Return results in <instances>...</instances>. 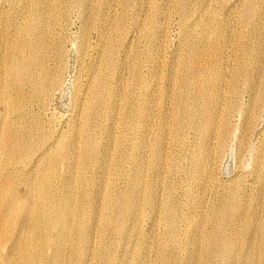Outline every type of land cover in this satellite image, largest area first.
I'll return each instance as SVG.
<instances>
[{"label": "bare ground", "instance_id": "obj_1", "mask_svg": "<svg viewBox=\"0 0 264 264\" xmlns=\"http://www.w3.org/2000/svg\"><path fill=\"white\" fill-rule=\"evenodd\" d=\"M62 1L63 0H53L52 1L54 3V9L52 8L53 6L51 7L54 10L53 14H51V13L49 14V12H48V9H50V8L48 7L49 2L47 0H26L24 2L25 3L24 7L26 8V11H22V12L28 13V16L30 18L29 19L27 18V20H25L26 19L25 18L24 22L17 25V27L15 24L16 32L15 31H14L15 33L13 32L14 36L12 35L13 37H11L12 39L10 40L11 41L10 45L12 48V51H11L12 55L10 53L12 59L11 58L10 59L12 60V62L10 64L8 63L9 66L5 65L6 68H8L9 76H10L8 81L5 78L7 69L5 68L4 65L0 66V169H1L0 170L1 171L0 172V249H1V247H4L6 244H8L7 247L9 248V250L4 253L5 258L8 261V264H93V263L94 264H112L111 263L112 259H111V255H110L111 254L110 253V251H111L110 241L107 240L108 233L112 232V233H114V235H117L116 237L119 236V237H122V239L125 238L126 240H128L130 238V235H131L130 233L132 232V231L130 232L129 229H132L133 231L136 232L135 229H138V227L140 226V222H141L143 212L147 213L146 211H144L145 207L150 208L148 215L150 217V220L152 221V227H154V223L159 218L158 214L156 212V206L161 204V203L165 204L166 213L164 216V222L166 225L167 233L169 234V237H171L172 239H175L177 237V230L179 229V228L177 229V223H176L177 214L180 211L176 214L175 211L173 210L174 208L171 207V203L172 204L175 203L174 201L176 198L174 195L172 196L171 192L170 193L167 192L168 197L164 198V199H166V200H164V202H162V200L159 199L160 198L159 195H161L163 192L162 190H165V189H161V188H162V186H164L166 184V179H167L166 176L165 177L160 176L161 171L164 172V169L166 170L165 165L169 164L170 169L166 170V172H169V174L171 176L174 174L184 175V174H187L186 173L187 170L195 169V174L192 177L195 185L196 186H199V185L201 186V184L204 185L206 182H204L203 179L209 180V178L212 175V171H213L214 164L216 162L217 157L222 154V152L225 148V144H226L227 139H229V137H231V135L233 134V132L231 131L232 128L230 126V119L232 118L231 116L234 113H237V114H240L241 118L243 119V124L241 125L240 134H239V142H238V144H239L238 147L240 150L239 155L240 154L243 155V151L246 148L248 137H250L249 135H251V133L254 129V124L260 115L263 116V121H264V69H261L258 72V74L260 76L259 80L257 83H254V80H253L254 74L250 73L251 72V60L250 59L252 58V56L249 55L250 50L248 48V46L254 47L255 44L256 45L257 44H263L264 45V0H237L236 1L235 5H238L237 7H239V10H238V14L236 16H234L235 17L234 20L236 23L240 22V27H242L241 25H244L246 32L243 33V32H241L242 30L239 31L240 29H242V28H240L238 30L239 32H235V38L232 37L231 40H233V46L235 48L234 51L237 52L239 57L237 58L236 65L234 67H231L230 64H228L229 63V61H228V63H226V66H225V71L223 70L222 65H224L223 62L225 61V56H224L225 51L224 50H228L229 45H230L226 41L227 40L226 36L228 33L225 34L228 27H227V29H225V26H226L224 23L225 20H222L221 18H217V17H219V16H217V13L220 14L221 16L222 15H224V16L228 15L229 16L233 10L231 9V6L229 5L230 7L224 6L223 10H220L218 8L220 10V12H217V10L215 8H212L210 6V3H211V2L209 3L210 0H197L199 5H200L201 11H199V9H198L197 11H199V13H195V15H194V13L191 10L190 13H193V15H192L193 18L187 19V25H189L190 27L198 28V29H196L198 34L197 33L196 34L198 35V38L200 37V42L197 41L198 43H196V41L194 40L195 43H194V41L190 43L191 40H188L187 35L189 36V34L191 32L190 31L188 32L187 30L182 32L184 37L180 42L182 44V47H184V46H186V47H184L182 54L179 53L180 55L178 54V56L174 58V60H175V64H173L174 67L171 66L172 68L170 71H168L167 76H166L167 80H169V82H171L169 84L168 88L177 93V99H176L177 102L174 100L176 102V104H174L176 110H174V111H176V112L174 114L175 119L173 120L176 122L175 125L177 126V128H176V133L172 138V141L174 143L175 142L178 143L182 140V137H184L183 132H184L186 126L182 122V120H183L182 118L184 117L185 114L188 115V118L191 120L190 121V122H192L191 128H193V131H194L195 136H196V141L193 142L194 144L191 145L192 149H191V151L188 152V158L189 159L187 158L188 161L187 162L185 161V163H187L186 165L188 168L183 169L182 166L180 167V165L178 164V156L166 154L168 151L165 152V150H167V149L164 150V147H163V142L165 139H164V135H163L162 131H161V133L159 132V135L154 136L155 139L153 138V140H151V133L153 131V125L151 123V120H153V117H154L153 114L155 113V111H157V107L159 108V106L157 105L156 100H155L156 101L155 102L153 99L152 100L150 99L151 101L149 102L148 99L150 98V96H149L150 94L153 95L158 91V84L156 81H158V76H159L158 75V72L160 70V69H158L159 63L156 64L155 66L153 64V68H152V75H153L152 78L153 79L152 80H155L153 83L154 84L153 87L151 86L152 88H151V90H149L150 89L149 88L148 89L149 91L148 90L143 91V92H145L144 93L145 100L141 104L140 110L138 111V116L142 120V124L139 125V127H136L135 124L137 122L135 124L133 123L134 119H132V116H131L132 113H131V110L129 108V105H130L129 104L126 106L125 111L127 113V116L124 119V128H125L126 132L123 135V138L121 140H116L117 137L115 138L110 134V130H109L110 128H108L107 122H106L104 127L102 126V123L105 122L107 119L109 120L108 122L111 123V121H110V118H111L110 117V110L112 108H114L113 107L114 102H112L110 100V95H111L110 94V87H111L110 86V84H111L110 78L111 77L109 75V73L111 71L110 69L111 68L114 69L117 73L116 77H118V79L121 82H123L121 80V78H122L121 76H124V75L123 74L121 75V73H123V71L124 72L126 71L127 73L130 74L131 77H134L135 72H133V71L136 70V67L140 64L139 58L142 55L146 56L147 59H149V60H153V62H154V59L157 58V57L154 58V55L150 52V51H152V49L149 50L145 46V51L144 52L141 51L142 53L139 54L135 58L136 59L135 63H132V62L130 63L131 58L136 56V52H134V49L132 48V46L135 44V41H132V42L127 43V45L124 44L122 50L119 51L121 53L118 52L120 54V57L119 58L117 57L118 59L116 61V51L118 49V46L120 47V44H119V42H120L119 37L120 36L119 35L124 33L123 32L124 26L122 24L123 22H121V19L119 17L116 18L117 19L116 23L113 21L115 25L113 26L112 29H111L112 26L110 27L111 31L106 30L104 28H99V29H101L100 30V33H101L100 40L101 41H100V43L96 42L97 45L95 47H93L95 45L94 44L92 46V49H91L92 50L91 52L94 53L95 56L96 55L99 56V59L90 58L88 56V59L90 58V68L89 69L86 68L89 70L87 75L85 76L86 82L82 87H80V89H77L75 87H74L75 89L73 88L75 91L74 93L76 94L77 98L80 99L81 107H79V109H77V110H79V113L76 114V116L73 119L68 118L69 119V121L67 122V126H68L67 128L68 129L66 128L67 129L65 131L66 134L60 137V135H61V133H60L57 138H53L54 136L53 137L50 136L49 135L50 133L48 130L45 131L38 125L37 122H39L41 124L40 120L35 121L36 122L35 126H33L34 124H32V123H31L32 127H27L28 125L23 126V124L25 122H27L26 121L27 118L31 116V110L35 104L37 105L36 107H38V109H40V110L46 109L47 101L50 100L51 96H53V93L55 92V90L58 89V86L62 81V80L60 81V79H61L60 76L63 73V72L61 73L62 64H61L60 56L62 57L63 53H61V54L59 53V48H60L59 39H60V37L57 39V35L59 36L61 34V32H59L58 31L59 29H58L57 31L60 34L55 33V34H57L56 38H53L49 34V32L52 33V31H49L50 29H48L49 28V22H51V20H54V22H53V23H55L54 25L59 26L61 18L63 16L64 17L66 16L65 12H64V8L61 7V5L63 4ZM106 1H107L106 2L107 6L110 7V4H112V3L110 2V0H106ZM142 1H145V0H142ZM194 1H196V0H194ZM214 1H217L220 3L223 0H214ZM9 2H12V1H9ZM64 2H66V1H64ZM97 2H98V0H97ZM119 2H117V3L119 4ZM160 2H157V3L159 4ZM176 2H178V1H176ZM185 2H186V0H185ZM212 2H213V0H212ZM70 3H71V1H70ZM138 3H140V0ZM189 3H191V2H189ZM131 4L133 5V2H131ZM11 5H13V4H11ZM73 5H74V3H73ZM76 5H78V4H76ZM126 5H127V2H126ZM126 5H124V6L126 7ZM142 5H143V3H142ZM191 5H192V3H191ZM85 6H87V4H85ZM102 6H103V2H102ZM128 6H127V8H128ZM197 6H198V4H197ZM218 6L220 7V5H218ZM108 7H107V9H108ZM116 7L119 8L120 6H116ZM141 7H143V6H141ZM94 8L95 7H93V9ZM118 8H116V9L118 10ZM159 8L160 7L157 8L156 6H153L152 9H153L154 14L155 13L158 14ZM21 9H23V8L21 7ZM68 9H71V7L70 8L68 7ZM140 9H142V8H140ZM152 9H150V10H152ZM90 10L91 9H89V11ZM173 10H174V6H173ZM182 10H183V12L181 11V13H186V14L189 13V11H188L189 8H184ZM235 10L236 9L234 8V11ZM15 11H17V10H15ZM69 11H71V10H69ZM96 11L97 10H95V12ZM138 11H137V13H138ZM95 12L93 11L94 14H95ZM140 12L142 13V11H140ZM146 12H148V11H146ZM110 13L105 14L106 16L103 15V17H105L103 19L108 20L107 22H110L112 19L111 15L113 13L112 14H110ZM116 13H117V11H116ZM132 13L134 15L136 12L135 13L132 12ZM159 13H161V11ZM130 14H131V12H130ZM147 14H149V13H147ZM118 15H120V14H118ZM135 15H137V14H135ZM21 16H24V15H21ZM68 16H69V14H68ZM88 16L90 17L89 14H88ZM88 16L86 15L84 18V21L86 22V24H85L86 29L83 27V29H85V31L83 30L82 35L80 34L82 41L80 39L81 42H80V46H79L78 50H79V53L81 54V57L83 55H84L83 57H85V55L87 54V53H85V50L88 47H86L87 43H85V40L87 39L86 38L87 31L89 30V27H90L91 23L93 22V21L91 22L90 19L93 17L97 18V17L93 16V14H92L93 17L89 18ZM168 16H169V13H168ZM181 16L183 17V15H181ZM120 17H122V16H120ZM150 17H152L151 14H150ZM21 18H23V17H21ZM168 18H170V17H168ZM139 19H138V21H139ZM146 19H148L147 15H146ZM226 19H228V18H226ZM9 20H11V19H9ZM125 20H124V23H126ZM128 21H129V19H128ZM135 21H137V19H135ZM20 22L21 21H19L18 23H20ZM132 22H134V21H132ZM156 22H157V20H156ZM156 22H155V24H157ZM146 23H147V21L144 24H146ZM9 24H11V23H9ZM130 24L132 25V23H130ZM144 24H143V26H144ZM161 24H164V23H161ZM4 25H5V23H4ZM110 25L111 24H109V26ZM135 25H138V23ZM172 25H173V23H172ZM0 26H3V25H0ZM13 26H14V24H13ZM65 26L63 25V27H65ZM105 27H107V26H105ZM133 27H135V26H133ZM160 27H163V26H160ZM56 28H55V30H56ZM99 29H96V30H98V32H99ZM127 29L129 30V28H127ZM141 29H143V28H141ZM146 29H148V28H146ZM156 29H157V27H156ZM143 31H144V29H143ZM162 31H163V28L160 32L163 35ZM98 32H94V33H98ZM155 32H156V30H155ZM1 33H2V30H1ZM136 33H137V31H136ZM140 34H142V33H140ZM146 35L154 37L155 34L152 31L148 30V32L145 34V36ZM194 35H192V36H194ZM10 36H11V34H10ZM140 36H139V39H140ZM145 36H143V38ZM177 36H178V33H177ZM54 37H55V35H54ZM103 37H105V41H106V39L110 40V41H108L110 43H108V42H107L108 44L103 43L104 42V40L102 42ZM127 37H129L128 34H127ZM120 38H122V37H120ZM191 38H194V37H191ZM227 38H229V37H227ZM132 39H133V37H132ZM123 40H125V39H123ZM154 40L155 39H153V41ZM251 40H255V42H252ZM122 42H121V44H122ZM154 42H153V45H154ZM161 42H163V41L161 40ZM145 43H147V42H145ZM158 44H159V42H158ZM150 45H152V44H150ZM158 48H159V53H160L164 50V45L160 44ZM231 48H232V44H231ZM156 52H154V53L156 54ZM8 54H9V52H8ZM260 54H262V56H264V49L261 51ZM160 55H162V54H159L158 56H160ZM226 58L229 59V57H226ZM10 59H7V60L10 61ZM157 59H159V58H157ZM160 59H162V58H160ZM227 59H226V61H227ZM174 60H172V61H174ZM229 60H231V59H229ZM206 61H209V62H206ZM156 62H157V60H156ZM149 63H150V61H149ZM147 65H148V63H147ZM150 65H151V63H150ZM167 65H165V66H167ZM138 71H139V69H138ZM111 73H112V71H111ZM226 74H228V76H227V77H229L228 80H227V77L225 76ZM197 77L201 78V81L199 79V82H198ZM138 79H140V78H138ZM113 80H115V79H113ZM131 80H132V78H131ZM133 80H134V78H133ZM255 80H256V78H255ZM111 82H112V80H111ZM117 83L119 84V82H117ZM135 83H136V81H135ZM133 84L134 83H132V85ZM150 84H152L151 81H150ZM126 85L124 83V87H126ZM139 85H140V83H139ZM129 87H130V85H129ZM147 87H149V86H147ZM159 87L163 88V86H161V85ZM164 87H165V85H164ZM165 88H164V90H165ZM125 89H128V88H125ZM129 89L133 90V86H132V88H129ZM183 89L186 90L187 92H190V94L192 93V91H197V92L200 91L201 92V90H204V98H203L201 107L197 111L194 110L196 112L192 113V111L188 109L187 104L185 103L186 99H184L185 98L184 96H186V95H183V93H182ZM242 90H245L247 93L251 94V99H250L251 106L250 105L246 106L245 104H244L245 106H242L243 101L241 102V99H240L241 98L240 93H242L241 92ZM129 92H131V91H129ZM197 92H194V93H197ZM120 93H121V91H120ZM247 93H246V95H247ZM122 95H123V93H122ZM194 95H193V97H194ZM73 96H74V94H73ZM113 96H115V95H113ZM129 96H131V95L129 94ZM133 97H135V96H133ZM248 97H250V96H248ZM171 98H173V97H171ZM242 98H244V97H242ZM130 99H131V97H130ZM130 99H128V100L130 101ZM187 99H188V97H187ZM193 99H195V98H193ZM76 101H78V100H76ZM76 101H74V102H76ZM119 101H121V100H119ZM134 101H136V100H134ZM3 103L8 105L9 108H5V105ZM134 104H135V102H134ZM122 106H123V104H122ZM169 107H170V105H169ZM131 108H132V105H131ZM122 109H123V107H122ZM163 110H165V109H163ZM170 112H172V111H170ZM37 113H38V111H37ZM114 113H113V115H114ZM126 113H124V114H126ZM162 114H163V112H162ZM43 115H45V113ZM118 116H119V114H118ZM159 117H160V115H159ZM237 117L239 118V115H237ZM44 118H45V116H44ZM155 118H157V117H155ZM173 118L174 117H172V119ZM238 118H237V121H239ZM115 119H117V117ZM158 119H157V121H158ZM163 119H162V121H163ZM112 120H114V119H112ZM19 121H21V122L19 123ZM152 122L154 123V121H152ZM27 124H28V122H27ZM31 124H29V125H31ZM158 124H159V122H158ZM118 125H119V122H118ZM175 125H174V127H175ZM49 127H51V126H49ZM62 127H63V125H62ZM161 127H162V125H161ZM171 127L173 128V126H171ZM116 129L118 131V128H116ZM120 129H122V127ZM187 129H188V126H187ZM144 130L145 131L147 130V131L145 132ZM160 130H158V131H160ZM163 130H164L163 132L169 131L167 126H165ZM119 131H121V130H119ZM142 131H144V132H142ZM156 131H157V129H156ZM171 132L173 134V131H171ZM53 134H54V132H53ZM118 135H119V133H118ZM165 135H167V134H165ZM188 136H189V134H188ZM191 139H192V137H191ZM260 147H261L260 150H256L255 152L253 151V153H254L253 157L254 158H253V164H252V172H254L255 174L257 173L256 175L259 176V178L262 176L264 177V150H262L263 146H260ZM239 150H237V153ZM132 153H133V156H131ZM170 153H171V151H170ZM184 155H187V154L184 153ZM179 156H180V154H179ZM238 156H237V159H240V157L238 158ZM181 157H183V156H181ZM109 160H110V163H109ZM163 160H165L167 163H165ZM147 163H148V165H147ZM147 166H150V168L153 170V172H156L157 178L155 181L156 183L154 185H151L150 183L147 182V176H146L147 175L146 174ZM184 167H186V166H184ZM215 168H216V166H215ZM109 170L112 171L111 175H113V178H110L108 176L107 171L110 172ZM148 174H149V171H148ZM150 174H152V173H150ZM166 175H167V173H166ZM187 175H189V174H187ZM238 175H240V174H238ZM149 178L151 179V176ZM153 178L155 179V177H153ZM241 178H243V177H241ZM251 178H252V176H251ZM173 179H174V177H173ZM256 179H257V177H256ZM238 180L239 179H236L237 183L235 182L236 185H234V186H235V189L240 190V188H243V186L241 187L242 183H240L239 182L240 180L239 181ZM118 181L123 182L125 185H124V188L122 190H120L118 192L116 191L117 192L116 193L115 188L119 184V183L118 184L116 183ZM216 182H218V180ZM233 182L234 181L232 180L231 183H233ZM152 183H154V182H152ZM231 183H229V184H231ZM254 183H256V182H254ZM116 184H117V186H116ZM184 184H186V182ZM218 184H217V186L220 187V185H218ZM259 184H261V183H259ZM20 186L23 188V191H24L22 196H20L18 193V188L20 189ZM173 186H171V187H173ZM259 186L260 185H258V187ZM178 187H179V185H178ZM182 187H183V185H182ZM207 187H208V185H207ZM194 188H192V189H194ZM203 188H204V186H203ZM232 188H233V186H232ZM187 189H190V188H187ZM225 189L227 190V186ZM244 189H245V187H244ZM118 190H119V188H118ZM199 190H201V189H199ZM241 190H243V189H241ZM222 191H224V190H222ZM164 192H163V194H164ZM225 193H227V191H225ZM233 193H235V192H233ZM193 194H194V192H193ZM237 194H238V192H237ZM241 194H244V193H241ZM187 195H188V193H187ZM202 195H204V194L202 193ZM220 195H222V194H220ZM233 195H235V194H233ZM220 197H222V196H220ZM203 198H201V199H203ZM245 199L247 200V198H245ZM197 200H199V199H197ZM231 200H232V198H231ZM220 201H222V200H220ZM238 201H240V200H238ZM189 203H191V202H189ZM221 205H222V203H221ZM177 206L178 205H176V207ZM178 207H180V206H178ZM223 207H224V205H223ZM157 208H158V206H157ZM161 208H163V207H161ZM260 209H261V207H260ZM178 210H180V209H178ZM217 210H218V208H217ZM226 210H228V209H226ZM212 211H214V210H212ZM104 212L106 214H104ZM215 212H217V211H215ZM211 215H213V214L211 213ZM184 218L185 217H183V219ZM238 218H240V217H238ZM209 219L210 218H208V221H209ZM218 219H219V217H218ZM245 219H247V218L243 217L242 220L244 221ZM210 220H212V219H210ZM223 221H225V220H223ZM184 223H185V221H184ZM191 223L192 222L190 221L189 225ZM185 225H186V223H185ZM194 225H195V223H194ZM194 225L192 227L190 226L191 230H190L189 238H190V240L192 239V240L196 241L199 238L197 235L198 234V230H197L198 228L197 227L194 228ZM223 225H225V222H223ZM210 226L214 232V230L217 226L214 228V226H215L214 223L211 224ZM219 228H220V226H219ZM261 229H262V227H261ZM223 231H225V230H223ZM258 232H260V231H258ZM229 234L231 235L232 233H229ZM136 235H139V234L136 233ZM221 235H222V232H221ZM223 236H222V238H224ZM231 236H233V235H231ZM211 237H212V235H211ZM225 239H226V236H225ZM227 240L228 239H226L225 241H227ZM242 240H243V238L240 239V241H242ZM194 241H193V244H194ZM244 241L245 240H243L242 242L244 243ZM261 241H262V239L260 240V242ZM202 242L203 241H201V243ZM204 242H205V240H204ZM220 242L222 244H224L223 239H220L219 236L214 238L213 243L209 249L210 253L220 256V252H222L226 257L227 255L229 256L230 254H235V253H233L235 251V252L241 253L240 256L247 261L246 264H264V257H263V255L260 256V254H259V257L261 259V263L259 261L255 262V260H254L255 258L252 255V251H251L250 247L248 249L249 252H248V250H245V248L244 249L241 248L242 245L240 248L243 250H239L240 248H238V250H235V247L233 244L234 241L232 239H229L227 241V243L224 244L225 248L221 249V251H220V248H221L220 246H222V245H220ZM247 242H248V240H247ZM129 244H128V246H129ZM250 244H248V245H250ZM135 245H137V246H132L130 249V251H131L130 253L132 255L131 257H133L136 260L139 259L140 263H141V260L143 261V258H144L143 257V251L140 250L141 247H138L139 246L138 244L135 243ZM206 245H208V244H206ZM251 246H253V245L251 244ZM46 248L49 249L48 250V251H50V253L48 252L49 254L45 253ZM222 248H223V246H222ZM262 248L264 250V244H262ZM112 250H113V248H112ZM125 251H126V249H125ZM160 252L163 254V256L165 258H172L173 259L176 257L175 254H173L172 251H168L164 245H161ZM5 258L0 253V264H6ZM193 258H195V257H193ZM238 261H240V260H238ZM229 262H231V261L229 260ZM240 263L241 262H239V264Z\"/></svg>", "mask_w": 264, "mask_h": 264}, {"label": "rangeland", "instance_id": "obj_2", "mask_svg": "<svg viewBox=\"0 0 264 264\" xmlns=\"http://www.w3.org/2000/svg\"><path fill=\"white\" fill-rule=\"evenodd\" d=\"M9 1H12V2H9ZM0 0V25H3V26H0V66L1 65H6V66H9V64L12 62V58H11V55H12V48H11V37L14 36V33L16 32V27L17 25L21 24L24 22V19L27 20V18L29 19L30 17L28 16V13L26 12H22V11H26V8L24 7L25 6V1L26 0ZM49 2V8L48 9V12L49 14H53L54 12V3L52 2L53 0H47ZM66 1V2H64ZM71 1V3H70ZM73 1V2H72ZM75 1V2H74ZM92 1V2H91ZM105 1V2H104ZM110 0V2L112 4H110V7L107 6V1L106 0H63L62 1V5L61 7L64 8V12H65V17L63 16L60 20V23H59V26H56L54 25L55 23L54 20H51V22H49V28L50 29L49 31H52L49 32L50 36L53 37V38H56V35L55 33H58L60 34L59 32H61V36L57 35V39L60 37L59 41H60V48H59V53H63L62 54V57L60 56V59H61V64H62V68H61V73L62 75L60 76V81L61 83L59 84L58 86V91L55 90V92L53 93V96H51L50 100L47 101V107L46 109H43V110H40L38 109V107H36L37 105L35 104L33 107H32V110H31V116L27 118V122H25L23 124V126H27V127H32V124H34L33 126H35V121L36 120H40L41 121V124L39 122L38 125L45 131H49V135L50 136H54L53 138H57L59 136V134L61 133L60 137L65 135L66 134V130L68 129L67 127V122L69 121V119H73L76 114L79 113V107H81V103H80V99L77 98L76 94L74 93V89L77 88V89H80V87H82L85 82H86V79H85V76L87 75L88 73V69L90 68V58H94V59H99V56H95L94 53H92L91 49H92V46L95 47L97 43H100V36H101V33H100V30L99 28H104L106 30H110L113 28V26L115 25L114 22L116 23V18L119 17L121 19V22H123V26H124V33L120 34L119 36L122 37L120 38L119 37V44H120V47L118 46V49L116 51V61L117 59L120 57V54L124 46L127 45V43L129 42H132V41H135V44L132 46V48L134 49V52H136V56H134L133 58H131L130 60V63H135L136 61V57L141 54L142 52L145 51V46L147 49L151 50L150 51L153 55H154V58L157 57L159 59H154V62L153 60H149L147 59L146 56L142 55L139 59V65L136 67V70H134L133 72L134 73V77H131L129 73H127L126 71L123 73H121V75L123 74L124 76H121V80L123 82H121L118 77H116L117 73L114 69H110L112 71H110L109 75H110V100L112 102H114V108H112L110 110V122H108L109 120L107 119L105 122L102 123V126L104 127L106 122H107V126L108 128H110V134L113 136V137H117L116 140H121L123 138V135L125 134L126 130L124 128V119L126 118L127 116V113H126V106L129 105V108L131 110V116H132V119L133 120V123L135 124L136 127H139V125L142 124V120L139 118L138 116V111L140 110V107H141V104L144 102L145 100V97H144V93L143 91H146L148 90H151V88L153 87V83L155 80H152L153 78V75H152V68H153V64L154 66L156 64H158V69L159 72H158V81L157 84H158V91L153 94V95H149L150 98L148 99L149 102L153 99L154 101L156 100L157 101V105L159 106V108L157 107V111H155V113L153 114L154 117H153V120H151V123L153 125V131L151 133V140H153V138L155 139L154 136L156 135H159V132L163 133L164 135V142H163V147H164V150L165 152L168 151L166 154H169V155H176L178 156V164L180 165V167L182 166L183 169L185 168H188L187 167V163H185V161L187 162L188 161V152L191 151L192 149V146L196 141V136H195V133L193 131V128H191V125H192V122H190L191 120L188 118V115H184V117L182 118V122L184 123V125L186 126L184 132H183V136L182 137V140L178 143H174L172 141V138L173 136L175 135L176 133V128L177 126L175 125L176 122L173 121L175 119V112L174 110L175 109V105L176 102H177V93L171 89H169V84L171 82H169V80H167V73L168 71L171 70V66L174 67L173 64H175V60L174 58L178 56V54H182L183 53V49L184 47H182V44H181V40L183 39V33L185 30H187L188 32L190 31L191 33L189 34V36L187 35L188 37V40H191V42H193L194 40L196 41V43H198L197 41L200 42V37L198 38V33H197V30L198 28L196 27H190L189 25H187V19H192L193 18V13L195 15V13H199L200 10V5L198 3V1H194V0H145V1H142L140 0V3L139 0ZM125 3H124V2ZM160 2L159 4L156 2ZM178 1V2H176ZM184 1V2H183ZM192 3H189V2ZM236 1L237 0H223L221 1L220 3L217 2V1H214L212 2V0L209 1L210 3V6L212 8H215L217 10V12H220V10H223L224 6H231V9L233 10L232 13L228 16H224V15H220L217 13V18H221L222 20H225V29H228L226 30L225 34H227L226 36V41L228 42L229 45V49L228 50H224L225 51V61L223 62L224 65H222L223 67V70L225 71V66H226V63H229L231 67H234L236 65V62H237V58L239 57V55L237 54L236 51H234V46H233V40L232 37L235 38V32H243L245 33L246 30H245V27L244 25H241L242 27H240V22L239 23H236L235 22V17L237 14H238V10H239V7H237L238 5H235L236 4ZM8 2V3H7ZM51 2V3H50ZM77 2V3H76ZM87 2V3H86ZM95 2V3H94ZM102 2H103V6H102ZM115 4H114V3ZM119 2V4L117 3ZM122 2V3H121ZM126 2H127V5H126ZM131 2H133V5L131 4ZM74 3V5H73ZM80 3V4H79ZM84 3V4H83ZM92 5H91V4ZM106 5H105V4ZM129 3V4H128ZM143 3V5H142ZM146 3V4H145ZM166 3V4H165ZM194 3V4H193ZM196 3V4H195ZM13 4V5H11ZM72 6H71V5ZM78 4V5H76ZM85 4H87V6H85ZM117 4V5H116ZM137 4V5H136ZM141 4V5H140ZM155 4V5H154ZM158 6H157V5ZM161 4V5H160ZM176 4V5H175ZM178 4V5H177ZM198 4V6H197ZM51 5V6H50ZM66 5V6H65ZM76 5V6H75ZM105 5V6H104ZM122 5V6H121ZM126 5V7L124 6ZM129 5V6H128ZM140 5V6H139ZM145 5V6H144ZM148 5V6H147ZM160 5V6H159ZM169 5V6H168ZM187 5V6H186ZM190 5V6H189ZM220 5V7L218 6ZM235 5V6H234ZM14 6V7H13ZM53 6V7H52ZM74 6V7H73ZM89 6V7H88ZM97 6V7H96ZM114 6V7H113ZM116 6H120L119 8L116 7ZM128 6V8H127ZM135 6V7H134ZM143 6V7H141ZM151 8H150V7ZM153 6H156L157 8L160 7L158 9V14L153 12ZM164 6V7H163ZM173 6H174V10H173ZM176 6V7H175ZM179 6V7H178ZM194 8H193V7ZM223 6V7H222ZM229 6V7H230ZM21 7L24 9H21ZM53 9H52V8ZM68 7L71 9H68ZM73 7V8H72ZM91 9L89 11V9ZM93 7H95L93 9ZM103 7V8H102ZM110 10H108L107 9ZM113 7V8H112ZM163 7V8H162ZM167 9H166V8ZM191 7V8H190ZM197 7V8H196ZM18 8V9H17ZM118 8V10L116 9ZM142 8V9H140ZM180 8V9H179ZM184 8H189V13H181V11L183 12L182 9ZM220 10H219V9ZM234 8L236 9L234 11ZM20 9V10H19ZM88 9V10H87ZM105 9V10H104ZM107 9V10H106ZM112 9V10H111ZM122 11H121V10ZM125 9V10H124ZM133 9V10H132ZM136 9V10H135ZM152 9V10H150ZM199 9V11H197ZM17 10V11H15ZM53 10V11H52ZM71 10V11H69ZM76 10V11H75ZM95 10H97L95 12ZM102 10V11H101ZM124 10V11H123ZM139 10V11H138ZM180 10V11H179ZM192 10L193 13H190V11ZM195 10V11H194ZM219 10V11H218ZM20 11V12H19ZM67 11V12H66ZM84 11V12H83ZM93 11L95 12V14L93 13ZM99 11V12H98ZM101 11V12H100ZM105 11V12H104ZM114 11V12H113ZM117 11V13H116ZM138 11V13H137ZM142 11V13L140 12ZM148 11V12H146ZM161 11V13H159ZM163 11V12H162ZM165 11V12H164ZM69 12V13H68ZM91 12V13H90ZM98 12V13H97ZM112 14V19L110 22H107L108 20L106 19H103L106 16L105 14H108V13ZM119 12V13H118ZM131 12V14H130ZM132 12H136L135 14L137 15H133ZM153 12V13H152ZM179 12V13H178ZM23 13V14H22ZM73 13V14H72ZM85 13V14H84ZM97 13V14H96ZM149 13V14H147ZM163 13V14H162ZM168 13H169V16H168ZM69 14V16H68ZM88 14L90 15V17H97V18H91V25L89 27V30L87 31V35H86V40H85V43L86 44V50H85V53H87L85 55V57H81V54L79 53V46H80V42L82 41L81 39V35L83 33V30L85 31L86 29V22L84 21V18L85 16ZM93 14V16H92ZM99 14V15H98ZM116 16H115V15ZM120 14V15H118ZM125 14V15H124ZM141 14V15H140ZM150 14L152 15V17H150ZM186 14V15H185ZM191 14V15H190ZM19 15V16H18ZM21 15H24V16H21ZM85 15V16H84ZM130 15V16H129ZM133 15V16H132ZM140 15V16H139ZM146 15H147V18L146 19ZM164 15V16H163ZM183 15V17L181 16ZM23 18H21V17ZM28 16V17H27ZM115 16V17H114ZM122 16V17H120ZM124 16V17H123ZM129 16V17H128ZM135 16V17H134ZM149 16V17H148ZM158 16V17H157ZM163 16V17H162ZM67 17V18H66ZM89 17V16H88ZM89 17V18H90ZM99 17V18H98ZM137 17V18H136ZM141 17V18H140ZM145 17V18H144ZM170 17V18H168ZM230 17V18H229ZM65 18V19H64ZM101 18V19H100ZM131 18V19H130ZM140 18V19H139ZM160 20H159V19ZM165 18V19H164ZM183 18V19H182ZM228 18V19H226ZM233 18V19H232ZM11 19V20H9ZM21 19V20H20ZM23 19V20H22ZM83 19V20H82ZM98 19V20H97ZM119 19V20H120ZM126 19V20H125ZM129 19V21H128ZM135 19H139V21H135ZM145 19V20H144ZM154 19V20H153ZM164 19V20H163ZM4 20V21H3ZM15 20V21H14ZM101 20V21H100ZM104 20V21H103ZM124 20L126 23H124ZM134 22H132V21ZM157 20V22H156ZM19 21H21L20 23H18ZM98 21V22H97ZM106 21V22H105ZM114 21V22H113ZM147 21L146 24H144L145 22ZM157 24H155V22ZM164 21V22H163ZM7 22V23H6ZM15 22V23H14ZM101 22V23H100ZM142 22V23H141ZM164 23V24H161V23ZM2 23V24H1ZM5 23V25H4ZM11 23V24H9ZM66 23V24H65ZM94 23V24H93ZM113 23V24H112ZM132 23V25L130 24ZM138 25H135L137 24ZM140 23V24H139ZM160 23V24H159ZM173 23V25H172ZM180 23V24H179ZM227 23V24H226ZM14 24V26H13ZM15 24H16V27H15ZM52 24V25H51ZM99 24V25H98ZM109 24H111L109 26ZM144 24V26H143ZM150 24V25H149ZM178 24V25H177ZM63 25L65 27H63ZM166 25V26H165ZM107 26V27H105ZM112 26V27H111ZM135 26V27H133ZM138 28H137V27ZM143 26V27H142ZM160 26H163V27H160ZM165 26V27H164ZM15 27V28H14ZM56 30H55V28ZM60 27V28H59ZM83 27L85 29H83ZM94 29H93V28ZM111 27V29H110ZM129 28V30L127 28ZM150 27V28H149ZM157 27V29H156ZM167 27V28H166ZM230 27V28H229ZM2 28V29H1ZM91 28V29H90ZM109 28V29H108ZM140 28V29H139ZM143 28V29H141ZM148 28V29H146ZM163 28V35L160 33L161 30ZM185 28V29H184ZM242 28V29H240ZM244 28V29H243ZM14 29V30H13ZM52 29V30H51ZM54 29V30H53ZM59 29V30H58ZM96 29H99V32L98 30ZM126 29V30H125ZM154 29V30H153ZM237 29V30H236ZM240 29V30H239ZM1 30H2V33H1ZM59 32H58V31ZM61 30V31H60ZM91 30V31H90ZM131 30V31H130ZM135 30V31H134ZM149 31H152L155 35L154 37L153 36H149V35H146L145 34ZM156 30V32H155ZM160 30V31H159ZM239 30V31H238ZM15 31V32H14ZM55 31V32H54ZM57 31V32H56ZM137 31V33H136ZM140 31V32H139ZM158 31V32H157ZM168 31V32H167ZM4 32V33H3ZM14 32V33H13ZM90 32V33H89ZM94 32H98V33H94ZM128 32V33H127ZM135 32V33H134ZM100 33V34H99ZM131 33V34H130ZM142 33V34H140ZM144 33V34H143ZM177 33H178V36H177ZM193 33V34H192ZM197 33V34H196ZM11 34V36H10ZM81 34V35H80ZM89 34V35H88ZM99 34V35H98ZM124 34V35H123ZM127 34L129 35V37H127ZM195 34V35H194ZM13 35V36H12ZM55 35V37H54ZM140 36V39H139V36ZM162 35V36H161ZM194 35V36H192ZM66 36V37H65ZM143 36H145L143 38ZM156 36V37H155ZM62 37V38H61ZM133 37V39H132ZM135 37V38H134ZM137 37V38H136ZM142 37V38H141ZM150 37V38H149ZM191 37H194V38H191ZM229 37V38H227ZM148 38V39H147ZM160 38V39H159ZM190 38V39H189ZM81 39V41H80ZM122 39V40H121ZM125 39V40H123ZM153 39H155L153 41ZM193 39V40H192ZM89 40V41H88ZM104 40V42H103ZM140 40V41H139ZM158 40V41H157ZM161 40L163 42H161ZM108 39H106L105 41V37L102 38V42L103 43H107ZM123 41V42H122ZM139 41V42H138ZM144 41V42H143ZM149 41V42H148ZM152 41V42H151ZM157 41V42H156ZM194 41V43H195ZM252 42H255V40H251ZM122 42V44H121ZM137 42V43H136ZM147 42V43H145ZM153 42H154V45H153ZM159 42V44H158ZM90 43V44H89ZM110 43V42H108ZM107 43V44H108ZM149 43V44H148ZM118 44V45H119ZM152 44V45H150ZM162 44L164 45V50L162 52L159 53V45ZM231 44H232V48H231ZM63 45V46H62ZM136 48H135V47ZM168 46V47H167ZM181 46V47H180ZM139 47V48H138ZM142 47V48H141ZM144 47V48H143ZM249 50H250V53L249 55L252 56V58L250 59L251 60V72L250 73H253L254 74V83H257L258 80H259V74L258 72L261 70V69H264V56H262L261 51L264 49V45L263 44H255V46H248ZM88 49V50H87ZM137 51H136V50ZM158 49V50H157ZM140 50V51H139ZM142 51V52H141ZM157 51V52H156ZM227 51V52H226ZM9 52V54H8ZM58 52V51H57ZM119 52V53H118ZM139 52V53H138ZM156 52V54L154 53ZM11 53V55H10ZM91 53V54H90ZM138 53V54H137ZM165 53V54H164ZM8 54V55H7ZM90 54V55H89ZM159 54H162L160 56H158ZM179 54V55H180ZM258 54V55H257ZM156 55V56H155ZM7 56V57H6ZM88 56L90 57L88 59ZM93 56V57H92ZM162 56V57H161ZM237 56V57H236ZM97 57V58H96ZM118 57V58H117ZM226 57H229V59H227ZM3 58V59H2ZM10 59L7 60V59ZM143 58V59H142ZM162 58V59H160ZM135 59V60H134ZM147 59V60H146ZM174 61H172V60ZM227 59V61H226ZM3 60V61H2ZM151 63H149V61ZM157 60V62H156ZM160 60V61H159ZM167 63H166V62ZM148 65H147V63ZM153 62V63H152ZM206 62H209V61H206ZM3 63V64H2ZM9 63V64H8ZM161 63V64H160ZM8 64V65H7ZM168 64V65H167ZM142 65V66H141ZM144 65V66H143ZM161 65V66H160ZM167 65V66H165ZM5 66V68H6ZM163 66V67H162ZM88 68V69H86ZM145 68V69H144ZM148 68V69H147ZM7 72H6V80L8 81L9 80V71H8V68H6ZM139 69V71H138ZM144 69V70H143ZM151 69V70H150ZM164 69V70H163ZM115 72H114V71ZM149 70V71H148ZM162 70V71H161ZM166 71V72H165ZM129 72V71H128ZM131 72V71H130ZM138 72V73H137ZM140 72V73H139ZM151 74H150V73ZM137 73V74H136ZM144 73V74H143ZM161 73V74H160ZM166 73V74H165ZM228 73V72H227ZM128 74V75H127ZM146 74V75H145ZM163 74V75H162ZM114 75V76H113ZM141 75V76H140ZM144 75V76H143ZM152 75V76H151ZM161 75V76H160ZM130 76V77H129ZM138 76V77H137ZM140 76V77H139ZM147 76V77H146ZM151 78H150V77ZM166 78H165V77ZM226 77L228 76V74L225 75ZM114 77V78H113ZM129 79H128V78ZM117 78V79H116ZM126 78V79H125ZM132 78V80H131ZM134 78V80H133ZM140 78V79H138ZM149 78V79H148ZM161 78V79H160ZM164 78V79H163ZM198 78V77H197ZM196 78V79H197ZM229 77H227V80H228ZM256 78V80H255ZM79 79V80H78ZM115 79L117 82H119V84L113 80ZM126 81H125V80ZM142 79V80H141ZM147 79V80H146ZM199 79L201 81V78H198V82H199ZM79 82H78V81ZM85 80V81H84ZM112 80V82H111ZM129 82H128V81ZM164 80V81H163ZM114 81V82H113ZM136 81V83H135ZM150 81L152 84H150ZM167 81V82H166ZM197 81V80H196ZM121 82V83H120ZM134 83L132 85V83ZM123 83V84H122ZM124 83L126 85V87H124ZM140 83V85H139ZM122 84V85H121ZM150 84V85H149ZM168 84V85H167ZM80 85V86H79ZM116 87H114V86ZM130 85V87H129ZM137 85V86H136ZM163 86L162 87H159V86ZM165 85V87H164ZM119 86V87H118ZM133 86V90L129 89V88H132ZM149 86V87H147ZM152 86V87H151ZM75 87V88H74ZM141 89H140V88ZM74 88V89H73ZM122 88V89H121ZM125 88H128V89H124ZM135 88V89H134ZM137 88V89H136ZM145 88V89H144ZM161 88V89H160ZM165 88V90H164ZM113 89V90H112ZM121 89V90H120ZM140 89V90H139ZM144 89V90H143ZM119 90V91H118ZM148 90V91H149ZM117 91V92H116ZM121 91V93H120ZM131 91V92H129ZM115 92V93H114ZM127 92V93H126ZM133 92V93H132ZM140 92V93H139ZM161 92V93H160ZM166 92V93H165ZM170 92V93H169ZM175 92V93H174ZM194 92H197V91H192V93L190 94V92H187L186 90H182V93L183 95H186L184 96L186 99L185 100V103L187 104V107L189 110L193 112H196L197 110L200 109L201 107V104H202V101H203V98H204V90H201V92H197V93H194ZM242 93H240V99H241V102H242V106H248L250 105L251 106V102H250V99H251V94L247 93L245 90H242L241 91ZM245 92V93H244ZM117 93V94H116ZM123 93V95H122ZM165 93V94H164ZM174 93V94H173ZM187 93V94H186ZM189 93V94H188ZM195 95H194V94ZM203 93V94H202ZM250 96V97H248ZM74 94V96H73ZM129 94L131 96H129ZM137 94V95H136ZM142 94V95H141ZM157 94V95H156ZM161 96H160V95ZM202 94V95H201ZM115 95V96H113ZM119 95V96H118ZM164 95V96H163ZM176 95V96H175ZM188 95V96H187ZM191 95V96H190ZM194 95V97H193ZM119 98H118V97ZM124 96V97H123ZM135 96V97H133ZM138 98H137V97ZM153 96V97H152ZM158 96V97H157ZM176 98H175V97ZM197 98H196V97ZM112 97V98H111ZM116 99H115V98ZM123 97V98H122ZM131 97V99H130ZM173 97V98H171ZM188 97V99H187ZM244 97V98H242ZM247 97V98H246ZM122 98V99H121ZM141 100H140V99ZM195 98V99H193ZM52 99V100H51ZM130 99V101L128 100ZM133 99V100H132ZM151 99V100H150ZM249 99V100H248ZM78 100V101H76ZM121 100V101H119ZM136 100V101H134ZM161 100V101H160ZM169 100V101H168ZM176 102H175V101ZM76 101V102H74ZM155 101V102H156ZM172 103H171V102ZM121 102V103H120ZM135 102V104H134ZM175 102V103H174ZM165 103V104H164ZM168 103V104H167ZM171 103V104H170ZM4 104V103H3ZM78 104V105H77ZM116 104V105H115ZM118 104V105H117ZM121 104V105H120ZM123 104V106H122ZM161 104V105H160ZM245 104V105H244ZM5 105V108H9L8 105L4 104ZM50 105V106H49ZM77 105V106H76ZM80 105V106H79ZM131 105H132V108H131ZM170 105V107H169ZM174 105V106H173ZM120 109H119V108ZM123 107V109H122ZM135 107V108H134ZM163 107V108H162ZM167 107V108H166ZM37 108V109H36ZM174 108V109H173ZM165 109V110H163ZM121 110V111H120ZM196 110V111H194ZM38 111V113H37ZM133 111V112H132ZM135 111V112H134ZM161 111V112H160ZM168 111V112H167ZM172 111V112H170ZM116 114H115V113ZM163 112V114H162ZM174 112V113H173ZM45 113V115H43ZM114 113V115H113ZM126 113V114H124ZM165 113V114H164ZM119 114V116H118ZM167 114V115H166ZM112 115V116H111ZM125 115V116H124ZM152 115V116H153ZM156 115V116H155ZM160 115V117H159ZM173 115V116H172ZM237 115H239V118L237 117ZM45 116V118H44ZM115 116V117H114ZM121 116V117H120ZM138 116V117H137ZM117 117V119H115ZM157 117V118H155ZM165 117V118H164ZM170 117V118H169ZM172 117H174L172 119ZM186 117V118H185ZM232 117V118H231ZM230 118V126H231V131L233 132V134L231 135V137H229V139H227L226 141V144H225V148L222 152V154L220 156L217 157L216 159V162L214 164V168H213V171H212V175L211 177L209 178V180H204V182H206L204 185H202L201 183V186H196L195 183H194V180L192 179L193 175L195 174V169H189L186 171L187 174H174V175H170L169 172H166V170H169L170 167H169V164L165 165L166 167V170L164 169V172L161 171V175L160 176H166V184L164 186H162L161 189H165V190H162L164 192H162L159 199L162 200V202H164V198L168 197V193L171 192L172 196L174 195L175 196V203H171V207L174 208L173 210L175 211V213L177 214L179 211V213L177 214V239H172L171 237H169V234L167 233V230H166V225H165V222H164V216H165V213H166V210H165V204L161 203L158 206H156V212L158 214V220L154 223V227H152V221L150 220V217L148 215L149 211H150V208L149 207H145L144 208V211H146L147 213L143 212V215H142V218H141V222H140V226L138 227V229H135V231H133L132 229H129L130 230V238L128 240H126L125 238L122 239V237H116L117 235H114V233L110 232L108 233V238L107 236V240L110 241V255H111V263L112 264H139L140 263V260H136L134 259L133 257H131V247L132 246H137L135 245L138 244L139 246L138 247H141L140 250L143 251V261L141 260V263L140 264H239V262H241L240 264H246L247 261L245 259H243L240 254L241 253H238V252H233L235 254H230L229 256L227 255L225 257V255L220 252V256L218 255H214L212 253H210V246L212 245L213 243V240L215 237H218L220 239H223V243H227V241L229 239H232L234 241V247H235V250H238V248L242 247L241 248H245V250H248L249 247L252 251V255L254 256V260L255 262L256 261H259L261 263V259L259 257V254L260 256L263 255L264 257V250L262 248V244H264V177H260L257 176L254 172H252V164H253V156H254V153L253 151L255 152L256 150H260L261 147L260 146H263L262 147V150H264V121H263V116H259L258 119L256 120L255 124H254V129L251 133V135H249L250 137H248V140H247V144H246V148H245V152L243 151V155L240 154V150H239V134H240V129H241V125L243 124V119L241 118V115L240 114H237V113H234ZM35 118V119H34ZM42 118V119H41ZM49 118V119H48ZM69 118V119H68ZM159 118V119H158ZM164 118V119H163ZM185 118V119H184ZM237 118L239 119V121H237ZM29 119V120H28ZM33 119V120H32ZM114 119V120H112ZM120 119V120H119ZM158 119V121H157ZM163 119V121H162ZM169 119V120H168ZM117 120V121H116ZM122 120V121H121ZM167 120V121H166ZM31 121V122H30ZM117 123H116V122ZM135 121V122H134ZM154 121V123L152 122ZM172 121V122H171ZM21 121H19L20 123ZM66 122V123H65ZM118 122H119V125H118ZM121 122V123H120ZM159 122V124H158ZM187 122V123H186ZM239 122V123H238ZM32 123V124H31ZM162 123V124H161ZM164 123V124H163ZM171 123V124H170ZM237 123V124H236ZM31 124V125H29ZM45 124V125H44ZM116 124V125H115ZM138 124V125H137ZM166 124V125H165ZM169 126H168V125ZM175 127H174V125ZM63 125V127H62ZM118 125V126H117ZM162 125V127H161ZM164 125V126H163ZM237 125V126H236ZM51 126V127H49ZM116 126V127H115ZM155 126V127H154ZM157 126V127H156ZM167 126L169 131L168 132H163L164 130V127ZM173 126V128L171 127ZM187 126H188V129H187ZM122 127V129L120 128ZM161 129H159V128ZM35 128V127H34ZM62 128V129H61ZM67 128V129H66ZM115 128V129H114ZM118 128V131L117 129ZM175 128V129H174ZM112 129V130H111ZM125 131H124V130ZM157 129V131H156ZM166 129V128H165ZM55 130V131H54ZM57 130V131H56ZM64 130V131H63ZM121 130V131H119ZM160 130V131H158ZM64 133H63V132ZM145 131V130H144ZM142 131V132H144ZM147 131V130H146ZM145 131V132H146ZM155 131V132H154ZM173 131V134L172 132ZM238 131V132H237ZM54 132V134H53ZM116 132V133H115ZM141 132V133H142ZM157 132V133H156ZM189 132V133H188ZM57 133V134H56ZM119 133V135H118ZM123 133V134H122ZM235 133V134H234ZM115 134V135H114ZM167 134V135H165ZM189 134V136H188ZM171 135V136H170ZM192 135V136H191ZM171 137V138H170ZM192 137V139H191ZM119 138V139H118ZM170 138V139H169ZM187 138V139H186ZM171 141V142H170ZM250 141V142H249ZM166 143V144H165ZM176 144V145H175ZM173 145V146H172ZM175 145V146H174ZM187 145V146H186ZM232 145V146H231ZM256 146V147H255ZM166 147V148H165ZM169 147V148H168ZM187 147V148H186ZM191 147V148H190ZM238 147V148H237ZM186 148V149H185ZM175 149V150H174ZM181 149V150H180ZM190 149V150H189ZM186 150V151H185ZM237 150L238 153H237ZM171 151V153H170ZM176 151V152H175ZM180 151V152H179ZM133 152V151H132ZM179 152V153H178ZM151 153V152H150ZM187 154V155H184ZM180 154V156H179ZM182 154V155H181ZM239 155V156H238ZM131 156H133V153L131 154ZM183 156V157H181ZM237 156L238 158L240 157V159H237ZM250 157V158H249ZM180 158V159H179ZM188 158V159H187ZM242 158V159H241ZM130 160V159H129ZM150 161V160H149ZM165 163H167L165 160H163ZM249 161V162H248ZM109 163H110V160H109ZM185 163V164H184ZM248 163V164H247ZM148 165V163H147ZM186 166V167H184ZM216 166V168H215ZM168 168V169H167ZM248 168V169H247ZM1 170V169H0ZM110 171V170H109ZM148 171H149V174H148ZM193 171V172H192ZM1 172V171H0ZM108 176L110 178H113V175H111L112 171L108 172ZM152 173V174H150ZM154 173V174H153ZM164 173V174H163ZM167 173V175H166ZM146 176H147V182L150 183L151 185H154L156 182V172H153V170L150 168V166H147V170H146ZM240 174V175H238ZM252 174V175H251ZM256 175V176H255ZM151 176V179L149 178ZM170 176V177H169ZM179 176V177H178ZM235 176V177H234ZM252 176V178H251ZM155 177V179L153 178ZM172 177V178H171ZM176 180H174L173 179ZM183 177V178H182ZM243 177V178H241ZM257 177V179H256ZM182 178V179H181ZM213 178V179H212ZM255 178V179H254ZM259 178V179H258ZM169 179V180H168ZM180 179V180H179ZM236 179H239L238 181L241 184V187L243 186V188H240V190L238 189H235V186L236 185ZM243 179V180H242ZM178 180V181H177ZM218 180V182L216 181ZM232 180L234 181L233 183ZM245 180V181H244ZM260 180V181H259ZM208 181V182H207ZM154 182V183H152ZM178 182V183H177ZM186 182V184H184ZM202 182V181H201ZM214 182V183H213ZM220 182V183H219ZM236 182V183H235ZM256 182V183H254ZM118 184H116V188H115V192L117 191H120L124 188V183L123 182H116ZM123 183V184H122ZM172 183V184H171ZM219 183V184H218ZM231 183V184H229ZM249 183V184H248ZM251 183V184H250ZM258 183V184H257ZM261 183V184H259ZM212 184V185H211ZM214 184V185H213ZM220 185L219 186H217ZM226 184V185H225ZM228 184V185H227ZM244 184V185H243ZM247 184V185H246ZM255 184V185H254ZM174 185V186H173ZM179 185V187H178ZM183 185V187H182ZM208 185V187H207ZM224 187H223V186ZM252 185V186H251ZM258 185H260L258 187ZM122 186V187H121ZM168 186V187H167ZM173 186V187H171ZM204 186V188H203ZM227 186V190L225 189ZM229 186V187H228ZM233 186V188H232ZM249 186V187H248ZM256 186V187H255ZM170 187V188H169ZM177 187V188H176ZM196 189H195V188ZM199 187V188H198ZM245 187V189H244ZM251 187V188H250ZM119 188V190H118ZM168 188V189H167ZM187 188H190V189H187ZM194 188V189H192ZM223 188V189H222ZM230 188V189H229ZM232 188V189H231ZM117 189V190H116ZM193 191H192V190ZM201 189V190H199ZM205 189V190H204ZM234 189V190H233ZM243 189V190H241ZM251 189V190H250ZM167 190V191H166ZM182 192H181V191ZM191 190V191H190ZM224 190V191H222ZM177 191V192H176ZM203 191V192H202ZM225 191H227V193H225ZM229 191V192H228ZM116 192V193H117ZM168 192V193H167ZM194 192V194H193ZM200 192V193H199ZM235 192V193H233ZM238 192V194H237ZM18 193L20 196L23 195L24 191H23V188L20 186V189L18 188ZM167 193V194H166ZM176 193V194H175ZM188 193V195H187ZM199 193V194H198ZM202 193L204 195H202ZM235 195H233V194ZM241 193H244V194H241ZM178 194V195H177ZM222 194V195H220ZM226 194V195H225ZM230 194V195H229ZM163 195V196H162ZM194 195V196H193ZM222 196V197H220ZM237 196V197H236ZM252 198H251V197ZM181 199H180V198ZM204 197V198H203ZM236 199H235V198ZM263 197V198H262ZM178 198V199H177ZM203 198V199H201ZM220 198V199H219ZM224 198V199H223ZM232 198V200H231ZM235 200H234V199ZM239 198V199H238ZM242 200H241V199ZM247 198V200L245 199ZM263 200H262V199ZM188 199V200H187ZM195 199V200H194ZM199 199V200H197ZM202 201H201V200ZM217 199V200H216ZM187 200V201H186ZM222 200V201H220ZM240 200V201H238ZM201 203H200V202ZM234 201V202H233ZM263 201V202H262ZM181 202V203H180ZM191 202V203H189ZM241 202V203H240ZM195 203V204H194ZM222 203V205H221ZM232 203V204H231ZM235 203V204H234ZM180 206V207H176V205ZM229 204V205H228ZM174 205V206H173ZM224 205V207H223ZM235 206V207H234ZM238 206V207H237ZM263 206V207H262ZM160 207V208H159ZM163 207V208H161ZM221 207V208H220ZM261 207V209H260ZM177 208V209H176ZM218 208V210H217ZM159 209V210H158ZM180 209V210H178ZM228 209V210H226ZM232 209V210H231ZM236 211H234V210ZM178 210V211H177ZM182 210V211H181ZM214 210V211H212ZM221 212H220V211ZM263 212H261V211ZM159 211V212H158ZM161 211V212H160ZM211 211V212H210ZM217 211V212H215ZM239 213H238V212ZM183 212V213H182ZM233 212V213H232ZM162 213V214H161ZM211 213L213 215H211ZM217 213V214H216ZM220 213V214H219ZM242 213V214H241ZM104 214H106L104 212ZM145 214V215H144ZM215 214V215H214ZM147 215V216H146ZM189 217H188V216ZM191 215V216H190ZM236 215V216H235ZM238 215V216H237ZM162 216V217H161ZM195 216V217H194ZM217 216V217H216ZM242 216V217H241ZM146 217V218H145ZM181 217V218H180ZM183 217H185L183 219ZM215 217V218H214ZM219 217V219H218ZM236 217V218H235ZM240 217V218H238ZM243 217H246L247 219H245L244 221L242 220ZM208 218L212 219L208 221ZM193 219V220H192ZM195 219V220H194ZM242 221H241V220ZM150 220V221H149ZM179 220V221H178ZM189 222H188V221ZM215 220V221H214ZM225 220V221H223ZM186 225H185V223ZM190 221L192 222L190 225ZM214 221V222H213ZM195 225H194V223ZM212 222V223H211ZM218 222V223H217ZM221 224H220V223ZM223 222H225V225H223ZM214 223V232H213V229H211V224ZM217 224V225H216ZM194 225V228H198V240L194 241V240H190L189 236H190V230H191V227ZM188 226V227H187ZM191 226V227H190ZM210 226V227H209ZM220 226V228H219ZM262 227V229H261ZM186 228V229H185ZM212 230V231H211ZM225 230V231H223ZM216 231V232H215ZM232 231V232H231ZM260 231V232H258ZM179 232V233H178ZM206 232V233H205ZM208 232V233H207ZM221 232H222V235H221ZM112 233V234H111ZM136 233H138L139 235H136ZM212 233V234H211ZM215 233V234H214ZM229 233H232L231 236ZM135 236H133V235ZM189 234V235H188ZM114 235V236H113ZM202 235V236H201ZM209 237H208V236ZM212 235V237H211ZM224 235V236H223ZM137 236V237H136ZM222 236L224 238H222ZM225 236H226V239H228L227 241H225ZM231 236V237H230ZM188 237V238H187ZM235 237V238H234ZM137 238V239H136ZM204 238V239H203ZM239 238V239H238ZM245 240L244 243L242 241H240V239ZM262 239V241L260 242V240ZM130 240V241H129ZM190 240V241H189ZM205 240V242H204ZM238 242H237V241ZM248 240V242H247ZM112 241V242H111ZM193 241H194V244H193ZM201 241H203L201 243ZM236 241V242H235ZM173 242V243H172ZM197 242V243H196ZM199 242V243H198ZM253 246H251V244ZM129 246H128V244ZM189 243V244H188ZM191 243V244H190ZM204 244V245H203ZM208 244V245H206ZM222 244L220 242V245L223 246H220V251L221 249H224L225 248V245ZM246 246H244V245ZM250 244V245H248ZM161 245H164L165 248L168 250V251H172L173 254H175V258H165L163 256V254L160 252V249H161ZM240 245V246H239ZM8 244H6L4 247H1L0 249V253L4 256L5 258V252L9 250V248L7 247ZM112 246V247H111ZM124 246V247H123ZM128 246V247H127ZM205 246V247H204ZM6 247V248H5ZM252 247V248H251ZM4 248V249H3ZM113 248V250H112ZM239 249V250H243V249ZM126 249V251H125ZM49 249L46 248V254H49L50 251H48ZM49 252V253H48ZM129 252V253H128ZM249 252V250H248ZM223 255V256H222ZM240 257H239V256ZM191 257V258H190ZM195 257V258H193ZM228 257V258H227ZM227 258V259H226ZM224 259V260H223ZM226 259V260H225ZM222 260V261H221ZM229 260L232 262H229ZM240 260V261H238ZM245 261V262H244ZM5 262L6 264H8V261L7 259L5 258ZM118 262V263H117ZM138 262V263H137ZM94 264V263H93Z\"/></svg>", "mask_w": 264, "mask_h": 264}]
</instances>
